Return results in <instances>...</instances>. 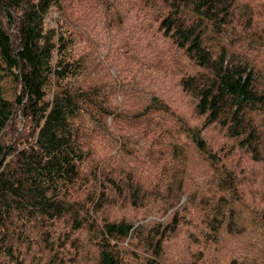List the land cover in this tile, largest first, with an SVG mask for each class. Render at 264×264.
<instances>
[{
    "label": "trees",
    "instance_id": "1",
    "mask_svg": "<svg viewBox=\"0 0 264 264\" xmlns=\"http://www.w3.org/2000/svg\"><path fill=\"white\" fill-rule=\"evenodd\" d=\"M77 2L0 0V264H264V0ZM132 11L148 52L127 47L117 76L75 21ZM155 201L151 230L90 214Z\"/></svg>",
    "mask_w": 264,
    "mask_h": 264
},
{
    "label": "rangeland",
    "instance_id": "2",
    "mask_svg": "<svg viewBox=\"0 0 264 264\" xmlns=\"http://www.w3.org/2000/svg\"><path fill=\"white\" fill-rule=\"evenodd\" d=\"M69 1V0H67ZM78 1L77 4H81L83 0H75ZM129 16H132V21H128L126 25L121 29H106L104 27V23L102 20H100V13H96L94 16V19H89L86 21L84 17L79 13L77 15L75 26L77 27V30L80 32H84L87 27L89 28V38L91 41L95 43V46H90V54L91 57L95 55L96 60H102L106 67L110 68L108 70L109 72H112L114 75L118 76V73L120 72L121 66L123 65V61L119 56H121L124 52V50L127 47H131L134 50V53L140 54L141 57L145 56L148 52L147 50V43L142 38V29L136 30L134 28V17L135 13L132 11ZM59 17V11L56 9H52L48 14V25H55V20ZM119 32H123V38L119 45L117 43L120 40ZM94 66V65H93ZM95 67V66H94ZM97 68V67H96ZM99 69V68H97ZM102 73L104 70L99 69ZM113 75V76H114ZM114 76V77H117ZM131 78V76L129 77ZM12 83L10 81L5 82L4 84ZM1 95L3 96L6 94L5 92L0 90ZM9 99H12L13 96L7 95ZM122 95L119 94L118 98H114L113 104H115L117 101L128 111H135L137 110L136 105H134L136 102H126L123 104L122 102ZM147 112V111H146ZM171 122V121H169ZM108 126L112 129L115 127V118L114 116H110L107 119ZM170 125V124H168ZM20 127V130H23L25 127V119L22 116L21 111L19 110L17 112L16 118L13 120L9 130L5 134V137L7 140H10L13 134V129ZM157 129H161V126L158 125ZM32 130V128L30 129ZM111 143L107 142V147L105 152L110 151ZM116 151L113 152L115 154ZM193 158H196L197 155L193 152L192 153ZM101 158L94 159V167L100 168L101 167ZM193 160L190 159V162ZM157 161L153 159H149L148 161H145V163L142 165V167L139 169L138 174L141 173L144 175H150L151 178H153L154 181L157 180V169L156 166H158ZM91 169V167L89 168ZM193 174L196 173V169L192 167ZM189 177V176H188ZM190 178V177H189ZM191 179V178H190ZM186 180V191L188 190V183H191V181ZM164 211V204L161 203V201H155L148 205H142V206H136L131 207L128 204L123 206H117V207H109L104 208L103 210L97 212L94 210L91 211L92 219H117L125 214H129L132 216V218L135 220V222H143L146 224V228L148 230H151L155 222L157 220H161L160 216L162 215ZM186 226L181 227L180 230H178L175 234L171 235L169 237V251L173 252L176 250H179L182 245H187L188 241V235L187 230L185 229ZM85 234V233H84ZM80 234L82 239V245L83 249L85 251H88V239L89 236L87 234ZM87 236V237H86ZM250 240L253 241V237L250 236ZM167 242V243H168Z\"/></svg>",
    "mask_w": 264,
    "mask_h": 264
}]
</instances>
